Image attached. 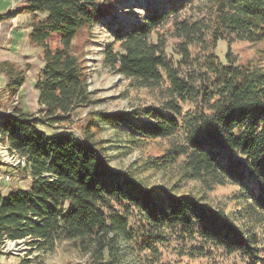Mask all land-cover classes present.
Here are the masks:
<instances>
[{
  "label": "trees",
  "instance_id": "trees-1",
  "mask_svg": "<svg viewBox=\"0 0 264 264\" xmlns=\"http://www.w3.org/2000/svg\"><path fill=\"white\" fill-rule=\"evenodd\" d=\"M114 4L24 0L0 14V22L28 15V41L42 49L43 62L34 82L38 111L13 107L0 118V142L27 157L18 171L31 177L27 189L0 193V246L22 239L30 249L48 253L67 242L88 264H127L131 242L156 259L159 248L176 239L183 246L198 241L202 257L220 249L264 264V69L236 65L229 50L225 62L213 52L219 40L264 42V0H210L206 16L192 22L175 18L174 36L181 39L176 60L169 61L164 45L151 40L176 7L152 9L128 30L118 29V48L106 47L105 64L137 87L161 86L163 74L169 85L158 107L133 109L132 119L126 113H94L140 136L168 139L163 154L146 160L144 169L173 168L179 182L197 180L205 192L238 186L243 207L235 215L212 206L206 195H176L148 186L128 169L111 168L102 140L95 138L94 117L78 127L79 137L40 128L72 125L78 108L96 103L74 42ZM191 46L199 49L195 56ZM0 73L13 97L26 80L25 69L3 60ZM184 102L194 109L183 112ZM140 115L150 121L135 123Z\"/></svg>",
  "mask_w": 264,
  "mask_h": 264
},
{
  "label": "rangeland",
  "instance_id": "rangeland-1",
  "mask_svg": "<svg viewBox=\"0 0 264 264\" xmlns=\"http://www.w3.org/2000/svg\"><path fill=\"white\" fill-rule=\"evenodd\" d=\"M23 2L24 0H0V14L18 9ZM209 6L210 0H115L111 13L100 20L91 31L82 32L74 42L87 67V87L96 103L78 108L72 125L57 130L40 128L49 134L57 131L72 133L79 137L78 127L90 117H94V121L99 126L95 138L102 140L111 168L128 169L148 186H161L176 195H206V201L212 206H221L229 215H235L243 207L241 199L236 195L239 192L238 186L217 185L211 191L205 192L197 180L179 182L173 168L144 169L143 163L146 160L163 154L169 144L168 139L140 136L127 127L104 121L99 115L126 113L129 119H132L130 113L133 109L158 107L162 99V91L169 85L163 74L164 81L161 86L137 87L131 79L114 72L105 64L106 47L113 44L114 49L118 48L119 43L115 41L118 29H122V32L128 30L132 25L141 22L152 9L176 7V12L172 14L173 19L156 27L151 34L152 41L157 39L158 43L164 45L165 57L169 61L176 60L179 58L178 43L181 39L174 36L176 32L173 20L176 18L177 21L192 22L206 16ZM28 34L29 17L25 13H19L0 22V61H12L18 67L25 69L26 74V80L19 92L10 97L4 89V76L0 73V118L11 112L13 107H19L27 113H35L39 109L34 82L43 66L42 49L29 43ZM52 44L56 45L57 40L54 39ZM189 50L194 56L199 53L196 46L189 47ZM227 50L236 59V65L264 69V42L236 40L228 44L225 40H219L213 52L225 62L224 55ZM182 108L183 112H187L193 110L194 106L184 102ZM95 112L99 114L95 115ZM133 121L138 123L150 119L140 115ZM0 146L4 145L0 142ZM11 172L12 181L0 183V187L4 185L7 187L13 185L16 188L29 187L30 176H22L17 169ZM198 243V241L188 242L183 246L180 241L172 239L159 248L162 254L154 259L155 256L148 250L141 249L131 242L130 248H132L127 251L129 254L127 264H251L239 255L223 254L220 249H211V254L202 257L195 248ZM4 248L5 250H2L0 247V253L14 257L15 264H88L86 258L73 251L67 242L58 243L55 249L48 253L28 247L29 249H25L22 254L15 255L11 253L13 251L11 243ZM182 248L185 250L184 255L180 252ZM189 252L192 255H188Z\"/></svg>",
  "mask_w": 264,
  "mask_h": 264
},
{
  "label": "built area",
  "instance_id": "built-area-1",
  "mask_svg": "<svg viewBox=\"0 0 264 264\" xmlns=\"http://www.w3.org/2000/svg\"><path fill=\"white\" fill-rule=\"evenodd\" d=\"M27 163L28 159L26 156L21 155L8 146H0V183L11 182L13 178L11 170H19V168L26 167ZM10 243L13 245V251L11 253L15 255H20L25 249H29V246H27L26 242L22 239L17 241L7 240L0 247H2V250H5V245Z\"/></svg>",
  "mask_w": 264,
  "mask_h": 264
},
{
  "label": "crops",
  "instance_id": "crops-1",
  "mask_svg": "<svg viewBox=\"0 0 264 264\" xmlns=\"http://www.w3.org/2000/svg\"><path fill=\"white\" fill-rule=\"evenodd\" d=\"M31 182V180H30ZM16 186H13V185H9L8 187L7 186H1L0 187V193L5 196L6 194H8L10 191H12L13 189H15ZM17 188H20V187H17ZM28 188V187H27ZM27 188H23V189H27ZM6 191V193H5ZM15 258L11 257V256H8V255H5L3 253H0V264H15Z\"/></svg>",
  "mask_w": 264,
  "mask_h": 264
}]
</instances>
